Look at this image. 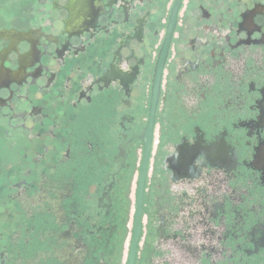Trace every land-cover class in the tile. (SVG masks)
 <instances>
[{"label": "flooded vegetation", "instance_id": "obj_1", "mask_svg": "<svg viewBox=\"0 0 264 264\" xmlns=\"http://www.w3.org/2000/svg\"><path fill=\"white\" fill-rule=\"evenodd\" d=\"M264 264V0H0V264Z\"/></svg>", "mask_w": 264, "mask_h": 264}, {"label": "water", "instance_id": "obj_2", "mask_svg": "<svg viewBox=\"0 0 264 264\" xmlns=\"http://www.w3.org/2000/svg\"><path fill=\"white\" fill-rule=\"evenodd\" d=\"M146 158H147V153L146 151H144L143 164L140 170V182H139L138 192H137V208H136V214L134 217L133 236H132L129 259H128L127 264H134L136 243L139 237L140 213H141L142 190H143L142 186H143V181H144V176H145L144 171H146L145 170Z\"/></svg>", "mask_w": 264, "mask_h": 264}]
</instances>
